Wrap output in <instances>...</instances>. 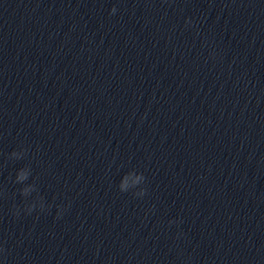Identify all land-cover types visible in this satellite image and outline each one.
Returning a JSON list of instances; mask_svg holds the SVG:
<instances>
[{
	"label": "clouds",
	"instance_id": "1",
	"mask_svg": "<svg viewBox=\"0 0 264 264\" xmlns=\"http://www.w3.org/2000/svg\"><path fill=\"white\" fill-rule=\"evenodd\" d=\"M116 12H117V8L116 7H113V8H111V10H110V14L111 15H115L116 14ZM186 25H191L193 22L189 19V20H186ZM211 55H212V57L214 58L215 57V53L213 52V53H211ZM25 178V176L23 175V174H21L19 177H18V179H20V180H22V179H24ZM34 205H28L27 206V210H26V212L28 213V214H31V212L34 210ZM14 214H16V215H18L19 214V210H17L16 211V213H14ZM60 217V212H58L57 213V218H59ZM175 221H170L169 223L171 224V223H174ZM4 251V249L3 248H0V252H3Z\"/></svg>",
	"mask_w": 264,
	"mask_h": 264
}]
</instances>
